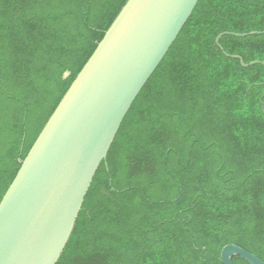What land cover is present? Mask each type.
Instances as JSON below:
<instances>
[{"label": "trees", "instance_id": "16d2710c", "mask_svg": "<svg viewBox=\"0 0 264 264\" xmlns=\"http://www.w3.org/2000/svg\"><path fill=\"white\" fill-rule=\"evenodd\" d=\"M128 1L0 0V203ZM262 31L264 0H199L57 264H223L231 244L264 261V34L216 44Z\"/></svg>", "mask_w": 264, "mask_h": 264}, {"label": "water", "instance_id": "95a60500", "mask_svg": "<svg viewBox=\"0 0 264 264\" xmlns=\"http://www.w3.org/2000/svg\"><path fill=\"white\" fill-rule=\"evenodd\" d=\"M199 0H129L80 72L0 203V264H57L94 177L120 127L191 17ZM246 37L262 32L224 35ZM244 67L263 62L245 64ZM241 257L231 244L223 264Z\"/></svg>", "mask_w": 264, "mask_h": 264}]
</instances>
